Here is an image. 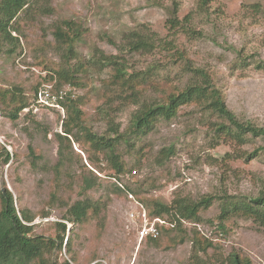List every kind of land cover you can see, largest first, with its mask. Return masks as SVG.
<instances>
[{
    "label": "rangeland",
    "instance_id": "rangeland-1",
    "mask_svg": "<svg viewBox=\"0 0 264 264\" xmlns=\"http://www.w3.org/2000/svg\"><path fill=\"white\" fill-rule=\"evenodd\" d=\"M197 3L35 0L11 22L15 39L0 34V87H20L32 112L28 116L26 108L12 120L0 105V191L6 186L19 212L34 216L35 235L58 239L56 223H67L63 248H55L51 257L58 263L229 264V256L238 253L252 264H264V227L231 215L223 229L219 219L224 206L255 197L264 188L262 138L243 146L219 138L213 126L219 117L195 104L181 106L171 119L159 118L145 132L132 133L136 111L162 103L171 86L182 89L191 81V72L182 67L187 58L206 69L239 119L264 126V0H213L207 12L197 11ZM175 9L181 20L189 18L192 32L181 25L171 28L168 21ZM66 21L79 26L80 39L72 54L69 43L55 33L59 26L67 29ZM135 31L151 36L155 48L126 49ZM168 41L174 45H166ZM182 50L184 58L177 54ZM112 55L122 58L128 73L147 75L135 95L134 89H122L113 81L114 65L104 61ZM56 69L74 74L76 84L62 82L56 88ZM43 84L78 101L94 132L108 134L117 128L121 137L116 148L131 172L112 176L104 152H85L73 142L68 163L57 173L55 134L63 131L67 114L64 100L59 107L32 106L35 88ZM255 149L258 154L249 161L237 157ZM91 172L99 176L98 184L84 193L83 179ZM55 175L60 184L52 203ZM118 183L137 195L117 192ZM208 195L213 202L202 209L199 222L184 221L182 229L161 231L158 241L141 237L143 214L150 218L141 198L171 203L177 196L199 200ZM85 197L101 202L98 217L80 225L64 220L68 205ZM195 230L213 248L202 250L194 242Z\"/></svg>",
    "mask_w": 264,
    "mask_h": 264
},
{
    "label": "trees",
    "instance_id": "trees-1",
    "mask_svg": "<svg viewBox=\"0 0 264 264\" xmlns=\"http://www.w3.org/2000/svg\"><path fill=\"white\" fill-rule=\"evenodd\" d=\"M213 0H198L197 11L207 12L209 4ZM35 0H0V34L6 39H15L12 35L11 22L15 20L19 14L30 7ZM186 16L183 20L178 17V10L175 9L172 17L169 19L171 28L181 27L186 32H192V25ZM67 29L57 27L55 33L60 40L69 43V54L74 52V44L80 39L79 26L72 21H66ZM72 33V36H71ZM128 50H147L151 51L156 46V41L151 36L142 35L140 32H133L128 36ZM166 45L173 46L172 41L166 42ZM181 58H184V51H177ZM107 64H113V81L121 86L122 89L132 88L133 94L138 91L141 84L146 83L147 75L128 73L127 66L118 58L112 55L104 60ZM185 71H190L191 81L182 89L171 86L169 93L165 96L162 103H151L144 105L142 109L135 112L132 120V133L139 134L150 128L159 118L171 119L177 115L179 108L185 104H195L204 110L217 115L219 122L213 124L214 130L219 138H224L235 142L239 146H243L250 142L252 138H262L264 140V126L254 123L252 120H241L227 106L223 91L215 85L211 75L205 68L194 66L192 61L187 58L182 66ZM55 70V69H54ZM57 81L56 88L60 87L62 82H70L76 84L75 75L63 69H56ZM39 87L35 88L33 98L36 99ZM66 109L67 117L63 119V131L55 134L58 143L59 159L54 166L57 173L60 174L61 168L68 163L70 159L69 152L73 150V142H78L85 152L101 151L106 155L107 164L113 172L112 176H117L131 169H126V162L122 158V153L118 152L117 144L120 142V133L115 129H110L108 134H98L89 127L84 119V113L78 101L66 97L62 101ZM0 105L3 112H7V116L16 120L26 108L29 109L31 101L24 95L18 86L3 88L0 87ZM30 110V109H29ZM31 110L27 115H31ZM114 132L115 136L110 133ZM32 149V147H30ZM258 154V149L252 153H240L239 158L249 161ZM231 154L228 153L227 156ZM10 159L8 153L6 161ZM93 158L92 161H96ZM87 176L83 179L82 191L88 193L98 184V175ZM55 188H52L51 201L57 200L60 180L55 175ZM116 190L119 193L136 194L137 191L116 184ZM141 198V197H139ZM148 208L150 219L161 217L170 223V226L162 225V231L169 233L174 230L182 229L183 222H199L200 212L204 208H208L213 202V196H203L199 200H193L188 197L177 196L171 203L162 202L156 198H141ZM101 202L93 200L89 197L77 199L68 205L63 216L64 220L72 222L74 225L84 224L92 216L98 217L101 212ZM21 212V213H20ZM18 210L16 200L12 191L6 186L0 191V264H71L67 259L61 263L53 260L52 254L55 248L62 250L65 242V235L68 225L65 221L56 223L59 232L58 239L45 237L43 235L33 234L34 225L32 224L34 216L28 211ZM231 215H240L253 219L257 224L264 227V188L259 195L239 200L235 203H229L224 206L219 217L220 227L225 228L224 221ZM151 241H158V238H148ZM194 242L202 246V250L208 251L209 247L214 244L205 238L198 230H195ZM69 239L66 241L68 245ZM204 243V244H203ZM227 263L229 264H252L247 256H241L238 253H232Z\"/></svg>",
    "mask_w": 264,
    "mask_h": 264
},
{
    "label": "built area",
    "instance_id": "built-area-1",
    "mask_svg": "<svg viewBox=\"0 0 264 264\" xmlns=\"http://www.w3.org/2000/svg\"><path fill=\"white\" fill-rule=\"evenodd\" d=\"M66 92L61 90L59 92H54L52 85L43 84L42 87L39 88L35 103L32 106L35 107H59L61 105V101L65 99ZM144 225L140 231V235L142 238L144 237H152L158 238L161 235V226L164 224L170 223L161 218L156 217L154 219L148 218L147 214L144 213Z\"/></svg>",
    "mask_w": 264,
    "mask_h": 264
}]
</instances>
